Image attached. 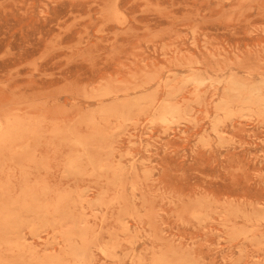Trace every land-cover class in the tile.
Returning <instances> with one entry per match:
<instances>
[{"label":"rangeland","instance_id":"1","mask_svg":"<svg viewBox=\"0 0 264 264\" xmlns=\"http://www.w3.org/2000/svg\"><path fill=\"white\" fill-rule=\"evenodd\" d=\"M0 264H264V0H0Z\"/></svg>","mask_w":264,"mask_h":264}]
</instances>
